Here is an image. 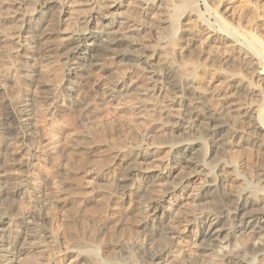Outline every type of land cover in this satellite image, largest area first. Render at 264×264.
I'll return each mask as SVG.
<instances>
[{
  "label": "rangeland",
  "instance_id": "1",
  "mask_svg": "<svg viewBox=\"0 0 264 264\" xmlns=\"http://www.w3.org/2000/svg\"><path fill=\"white\" fill-rule=\"evenodd\" d=\"M41 1L0 0V264H83L79 257L91 254L107 262L150 264L152 253L167 247L163 240L150 242L143 230L145 223L157 222L154 205L165 208V223L175 232L170 253L158 264H224L216 252L261 244L260 236L245 230L222 249L213 247L214 254L199 255L193 222L198 206L219 209L216 200L198 198L204 182L217 178V165L236 173L225 170V191L264 194L257 182L264 174L262 81H253L250 65H226V52L206 51L205 41L220 30L218 14L238 45L256 40L264 52V0H163L149 15L140 14L146 0H102L93 12L87 7L94 0L43 6ZM182 3L199 17L191 22L196 37L190 41L176 40L180 27L174 33L170 26L171 14ZM113 4L116 10L110 9ZM110 15L134 24L128 41L135 46L121 44L106 57V46L80 41L86 51L75 63L65 62L64 37L86 26L95 32ZM112 32L117 34V28ZM183 42H189V60L180 49ZM125 50L131 57L117 56ZM174 66L175 75L192 87L188 102L167 94L160 99L147 90L150 73L163 76ZM185 103L196 107L207 125L225 126L222 136L230 146L215 149L210 137L206 143L194 138L199 163L193 169L172 158L180 143L191 141L187 130L174 129ZM7 109L19 124L9 136L2 130ZM249 110H257L263 121L243 117ZM129 172L130 190L121 194L117 183ZM157 176L158 184L148 186ZM31 214L50 221L40 225ZM231 223L223 219L222 227L233 228ZM43 230L53 238L46 239ZM249 254H241L240 263L258 264Z\"/></svg>",
  "mask_w": 264,
  "mask_h": 264
},
{
  "label": "bare ground",
  "instance_id": "2",
  "mask_svg": "<svg viewBox=\"0 0 264 264\" xmlns=\"http://www.w3.org/2000/svg\"><path fill=\"white\" fill-rule=\"evenodd\" d=\"M56 1L64 3L65 0H42L41 5L43 6L45 3H51V2H56ZM162 1L163 0H158L159 2L158 6L154 5V0L144 1L142 3L140 14L149 15L148 13H151V11H153L152 9H155V10L160 9L161 8L160 5L162 4ZM67 2H66V5H67ZM101 2L102 0H94L88 5L87 10L92 11V12L97 10L100 7V4H102ZM109 7L111 10H116L118 8V5L113 4V5H110ZM65 13L69 14L70 12L65 11ZM195 14L196 13L192 9L188 11L187 4L182 3L176 6L173 13L171 14V24L172 25H170L172 26V29H174V33L175 31H178V28L180 27L181 33L178 35L179 37L177 36L176 40L183 41V40H187L189 37L190 39L192 37L194 38L196 37L193 31L190 30V28L192 27L191 24L193 25V23L191 22L195 20L194 18L199 19V17H197ZM107 16L108 15H105L102 17L104 19V17H107ZM216 16H217L216 17L217 21L221 23V27L219 31L213 32L211 33L212 35L210 36L208 35L205 38V41L207 43L206 51L208 49L209 50L219 49L221 51L226 52L228 55L227 59H224V63L226 65H228L229 62L231 63L234 62L235 64L238 63V65L244 67V69L245 67L247 68L248 65L252 66L253 70L252 69L251 70L253 72L252 75L254 76L253 81L255 83L262 81L261 84L263 86H261V84L259 83L260 84L259 87H263L262 92L264 94V84H263L264 83V52L257 49L256 40L249 44L238 45L239 41L235 33L226 28V25H228V23L225 20H223V18L219 16L218 14H216ZM152 17H154V14ZM2 20L3 18H0V21ZM133 25L131 24L129 25L128 21L118 22V20H115L110 15L108 17L107 22L103 24L102 26H100L99 29L96 30L95 32L90 30V28L88 29L86 26V28L78 34L71 33V35H68V37H64V40H63V42L65 43L63 47L67 49L66 53H64L66 54L64 61L68 63H75V59L86 51L84 47L80 46L81 42L82 44L83 43L86 44L88 42L90 45L91 44L96 45L97 43L103 47L106 46L104 48L106 49L107 52H109L108 53L109 55H106V57L114 55L115 50L121 44L125 45L126 46L125 48H130V46H135V44L130 42V39L128 41V38L132 36L129 34L130 33L132 34V32L135 31L133 29L134 27ZM113 28H117V34H114L112 32ZM83 36L85 37L83 38ZM118 38H121L120 39L121 41H119ZM187 41H190V40H187ZM184 42H183L184 46L183 47L181 46L180 49L184 50L183 55L186 60H189V58L191 57L190 55L191 52L189 51V46H188L189 42L188 43L187 42L184 43ZM72 45L73 47L68 48L69 46H72ZM117 56L121 58L131 57V56L126 55V50L124 54H120ZM135 58H138V56H136ZM140 58L148 59V57L143 56L142 54H139V59ZM145 63L147 65L149 64L146 60H145ZM225 64H223V66ZM185 66L187 65L185 64ZM174 68L176 67L174 66L173 69H167V71L163 73V76H158V75L156 76V74L150 73V77L147 78V81L149 82L148 83L149 87L147 88V90L149 89L148 91H151V92L155 91L154 94H157L156 97H160V99L164 98L167 94V96L171 95L173 100L183 99V101L186 102L188 99V95L190 94L192 90V87L189 81L185 84L181 82V80L175 75ZM245 88L246 86L245 87L241 86L239 88V91L242 93H246ZM180 106L182 107V104ZM230 111L234 112L235 109L230 110ZM256 111L257 110L255 111L249 110L248 114L245 112V113H242V116L248 119L250 118L255 119L256 121H259V122L263 121L262 116H260L258 113L256 114ZM180 112H181V115L179 116V118H177V121L174 123L175 125L174 129H176L175 132L179 133L180 131L182 132L183 130H187L186 133H184V135L187 136V140L190 139L191 141L188 143H184V144L180 143L178 146L174 145V147L177 146L172 154V158L174 161L184 165L186 168H192V169L194 168L195 165L199 163L196 160L197 159L196 158L197 157L196 146H194V144H191L193 139L196 137H199L197 139H202L203 142L205 143L206 141H208V138L206 136L215 140L216 141L214 145L215 149L216 147L217 149L219 148L220 150L221 149L224 150V148H228L229 141L227 142V140L224 139L222 136L223 130L224 128H226L225 126L221 124L211 125L210 123L209 125H207V123L205 122H209V120L201 119V116L198 110L196 109V107L189 108L188 104L186 103L183 106V108L180 109ZM240 114H238V116H240ZM5 116H6L5 123L3 124L2 130H3V135L9 136L12 134V132L15 129H17L19 124L16 119L17 117H15V114L12 110L7 109ZM259 130L264 132V125L262 127L259 126ZM204 133H205V136H204ZM178 140L179 139H177V141ZM236 159H233L234 163H236L235 162ZM134 160L135 158L132 159V161ZM217 167H218L217 169L218 172L216 176L217 178L213 177L214 179H211L210 181H205L203 186L200 189L201 191L198 197L199 201H205L206 203L207 201L209 202V200L211 201L216 200L217 207L219 208L216 211V210H213L212 208L206 207V204L205 205L202 204L201 207L198 206V209H197L198 212L195 214L193 224L199 230V242H200L199 255H203L204 253L210 252V251L213 253L214 252L213 247H218L219 249H222V245L228 244V242L231 239L236 240L237 238H235V236L237 234H240L245 230H250L251 234L253 233L254 236H258V237L260 236V238H262L260 239V242L262 240L261 244L259 243V245L257 246L249 245V246H246L244 249L237 248V249H234L233 252H226V253H220V254H217L216 252L214 256L218 258V260L224 264H242L240 263L238 259L240 255L246 251L250 253L251 255H254V257L258 259L260 264H264V194H261V195L259 194L258 196V194L256 195L253 189L252 191H248V190L244 191V189L241 190L240 188H239L240 190H235V189L230 188L232 191H225L224 190L225 187L223 188L224 180L222 176L225 175L224 172L226 169L228 171L231 170L230 171L231 174L233 172L235 173V170L231 166H227V165L226 166L217 165ZM132 175L133 173L129 172L118 181L116 187L118 191L121 192V194H124L130 190V187H131L130 182L132 181ZM241 175H243V173ZM157 180H158V176L155 178H151L148 186L157 185L158 184ZM257 182L258 183L260 182L259 184H261L262 187H260L261 185L259 186V184L257 183H256V187H260L259 190H264V174L258 175ZM243 184H245V182ZM139 196L143 197L145 195L143 194ZM150 209H152L151 210L152 216L155 217L154 219H156L157 222H154L152 224L145 223L143 225V230L146 233V235L149 237L148 240L151 242L153 239L156 238V240L158 239V241L163 240L167 242V247H164L163 249L159 251L153 252L150 257V261H151L150 264H158V261L161 260L165 254L167 255L168 253H170L169 249L172 245L171 241L174 238L173 236L175 232L173 231L172 227L167 226L165 223V208L163 206L154 205ZM31 217L32 219H35V221L39 223L40 225L46 224L50 221V219L44 214H41L40 216L31 214ZM223 219L230 220L231 222H233L231 224L235 226L234 227L232 226L233 228H230V229L223 228L224 227V226L222 227ZM42 232L44 234L43 236L46 239L53 238L51 237L50 233L47 230H43ZM212 240H215V243H216L215 246L211 244ZM79 259L83 262V264H119L115 261L107 262V261L100 260L99 257L96 256V254H91L90 257L81 256L79 257ZM120 264H124V261ZM186 264H197V263L196 261L187 260Z\"/></svg>",
  "mask_w": 264,
  "mask_h": 264
}]
</instances>
